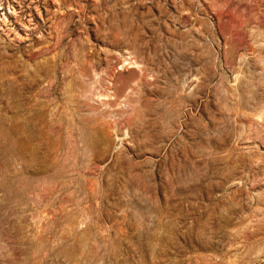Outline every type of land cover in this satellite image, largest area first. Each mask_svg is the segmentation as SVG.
<instances>
[{
  "label": "rangeland",
  "instance_id": "obj_1",
  "mask_svg": "<svg viewBox=\"0 0 264 264\" xmlns=\"http://www.w3.org/2000/svg\"><path fill=\"white\" fill-rule=\"evenodd\" d=\"M0 264H264V0H0Z\"/></svg>",
  "mask_w": 264,
  "mask_h": 264
},
{
  "label": "bare ground",
  "instance_id": "obj_2",
  "mask_svg": "<svg viewBox=\"0 0 264 264\" xmlns=\"http://www.w3.org/2000/svg\"><path fill=\"white\" fill-rule=\"evenodd\" d=\"M22 25H24L25 27H27V25H25V24H22Z\"/></svg>",
  "mask_w": 264,
  "mask_h": 264
}]
</instances>
